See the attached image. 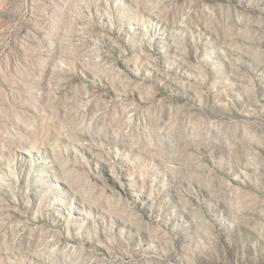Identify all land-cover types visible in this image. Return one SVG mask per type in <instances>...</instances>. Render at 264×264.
Masks as SVG:
<instances>
[{
    "label": "rangeland",
    "instance_id": "obj_1",
    "mask_svg": "<svg viewBox=\"0 0 264 264\" xmlns=\"http://www.w3.org/2000/svg\"><path fill=\"white\" fill-rule=\"evenodd\" d=\"M0 264H264V0H0Z\"/></svg>",
    "mask_w": 264,
    "mask_h": 264
}]
</instances>
